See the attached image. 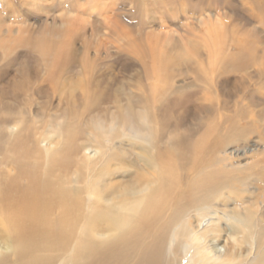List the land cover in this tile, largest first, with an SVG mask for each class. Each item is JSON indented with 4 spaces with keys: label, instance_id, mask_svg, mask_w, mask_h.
Instances as JSON below:
<instances>
[{
    "label": "bare ground",
    "instance_id": "1",
    "mask_svg": "<svg viewBox=\"0 0 264 264\" xmlns=\"http://www.w3.org/2000/svg\"><path fill=\"white\" fill-rule=\"evenodd\" d=\"M215 18L209 14L197 21L212 27ZM169 52L167 47L164 54ZM58 64L42 59L34 80L21 70L11 95L31 102L29 112H2L0 138L27 143L28 152L0 155V264H264V225L242 198L248 166H233L235 153H228L247 139L248 105L240 106L232 92L226 100V95L208 100L207 107L197 104L204 116L191 126L172 124L170 107L162 110L164 117L156 104L183 90L165 81L158 86L145 75L147 88L141 85L139 91L148 95L116 105L113 112L98 109L95 102L109 96L93 83V67L85 63L75 90L81 96L71 105L66 95L76 85L53 73ZM233 65L223 72L248 70L240 62ZM189 73L186 78L193 75V82L207 86L205 92L217 94L218 79ZM46 89L51 101L67 103L60 114L39 105L32 110L33 93L44 97ZM232 105L235 118L226 114ZM125 142L131 156L118 148ZM228 201L234 209L227 208ZM222 232L227 249L218 244Z\"/></svg>",
    "mask_w": 264,
    "mask_h": 264
},
{
    "label": "rangeland",
    "instance_id": "2",
    "mask_svg": "<svg viewBox=\"0 0 264 264\" xmlns=\"http://www.w3.org/2000/svg\"><path fill=\"white\" fill-rule=\"evenodd\" d=\"M93 6L95 10L89 11ZM69 11L77 16L68 17ZM209 14L216 17L212 27L198 23L197 19ZM167 47L170 52L164 54ZM185 57L190 62L181 65ZM44 58L57 60L60 64L53 73L63 76L61 80H67L71 86L76 85L71 87L74 92L66 95L71 105H77L76 99L81 96L75 90H79L77 82H83L84 74L79 73L84 63L92 65L93 83L100 84L109 96L95 102L98 109L107 107L113 112L116 105L127 106L132 98L148 95L139 91L141 85L144 90L147 88L145 75L156 79L158 86L165 82L175 84L183 91L169 94L166 102H160L163 106L160 103L158 106L157 100L150 106L156 104L159 114L170 107L168 121L184 122L185 127L204 116L195 109L197 104L207 107L213 99L226 95V100L234 92V101L238 100L240 106L248 105L251 124L245 142L229 148L228 153H235L230 162L233 166H248V186L244 187L248 190L242 194L244 207L255 209L257 219L264 225V0H0V119L6 108L16 112L30 109L31 102L25 97L15 99L11 92L20 80V71L25 70L34 80L37 66ZM234 62L248 66L247 72L224 73V68ZM190 71L202 78L207 75L209 82L219 80L218 96L212 90V95L205 92L204 83L193 82V75L186 78ZM44 91L42 99L33 93V111L37 105L41 111L50 110L53 115L60 108L65 109V100L51 101V91ZM188 98L191 99L184 107L183 101ZM236 107L232 105L226 112L228 117L235 118ZM0 122L2 131L5 123ZM126 143L118 148L131 156ZM25 151L28 152L27 143L12 144L0 138V155ZM227 208L234 209V202L228 201ZM222 225L226 228L225 223ZM225 239L224 232L220 233L218 244L227 249ZM250 248L248 244V251ZM241 251L246 253V247Z\"/></svg>",
    "mask_w": 264,
    "mask_h": 264
}]
</instances>
